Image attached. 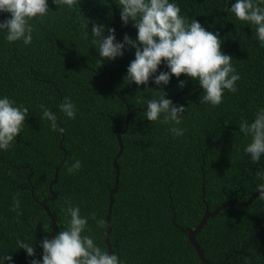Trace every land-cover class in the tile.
Listing matches in <instances>:
<instances>
[{"label":"trees","instance_id":"1","mask_svg":"<svg viewBox=\"0 0 264 264\" xmlns=\"http://www.w3.org/2000/svg\"><path fill=\"white\" fill-rule=\"evenodd\" d=\"M169 2L189 21L196 19L207 31L219 33L221 50L233 58L241 77L238 90H225L219 106L202 103L203 89L185 75L172 76L162 86L155 85L154 78L147 86L125 80L135 59V49L128 46L123 57L97 64L93 23L105 26V36L114 28L118 42L125 34L137 38L132 22L122 23L118 0H78L71 9L48 0V14L29 21L34 31L28 46L22 40L9 43L0 31V98L7 96L29 109L12 147L0 149V264H31L32 259L42 264L40 244L49 238L51 227L38 202L49 197L48 186L60 164L51 188L55 198L46 201L56 218V235L68 226L70 217L61 206L71 200L88 218L82 235L107 251L104 216L119 149L116 132L124 128L127 106L134 111L120 137L118 188L108 236L111 255L122 264H202L183 230L195 228L206 207L212 211L233 198L245 202L264 183L256 176L264 169V155L252 163L244 152L250 138L239 130L242 119L252 122L264 108V47L252 26L227 10L236 0ZM8 18L9 13H0V22ZM161 71H168L164 63L156 75ZM182 80L187 81L183 90L178 87ZM161 89L166 99L186 108L179 125L146 119L147 102L158 98ZM66 97L76 106L75 119L60 111ZM41 104L55 114L64 132L51 129ZM172 127L185 129L184 134L174 136ZM77 160L81 167L70 174L68 168ZM17 192L19 216L11 210ZM259 195L246 207L231 205L219 211L195 236L210 263L264 264V199ZM17 239L31 243L35 257L19 249ZM5 255L12 261H3Z\"/></svg>","mask_w":264,"mask_h":264},{"label":"clouds","instance_id":"2","mask_svg":"<svg viewBox=\"0 0 264 264\" xmlns=\"http://www.w3.org/2000/svg\"><path fill=\"white\" fill-rule=\"evenodd\" d=\"M58 8L68 6L74 8L78 0H53ZM264 0H236L229 10L239 21L252 26L260 45L264 47ZM120 18L124 25L132 22L137 30L136 40L127 34L123 42H118L115 29L108 28V35L104 33V25L93 23L91 27L92 43L98 46L100 59L97 64L101 66L104 61H112L123 57L126 46L135 49V59L127 68L125 80L137 86H147L150 78L157 86L167 85L172 76L179 78L185 75L197 81L203 89L200 97L202 103L213 107L223 103L225 90L236 93V82L241 79L236 68L232 65V57L221 50L222 39L219 33L207 31L196 19H189L181 15V8L169 0H118ZM48 0H0V13H9L10 18L0 22V31L6 33L9 43L22 40L25 46L33 41V26L29 21L48 14ZM89 21L86 19L84 28L87 29ZM89 36L85 31V38ZM164 63L168 71H161L156 75L161 64ZM187 81L179 82L178 87L183 90ZM147 102L145 117L150 122L160 121L179 125L182 114L186 111L183 105H175L172 100L166 99L167 93ZM43 118L51 122L53 131L64 132L58 128L57 117L43 104ZM60 111L68 118L75 119L76 106L65 98L59 106ZM29 109L23 105L16 106L15 101L5 96L0 98V149L8 150L13 141L19 136L28 115ZM161 116L163 119L161 120ZM239 130L249 143L244 152L250 156L252 163H259L264 155V108L258 109L252 122L242 119ZM171 133L182 136L185 129L172 127ZM118 132V131H117ZM122 145V144H121ZM119 150V149H118ZM122 151V149H121ZM81 167L80 161H75L68 172L71 174ZM119 169V168H118ZM256 176L264 181V169L257 171ZM112 189V188H111ZM110 189V190H111ZM259 198L264 199V183L257 185ZM19 192L13 196L11 210L21 215ZM70 219L67 228L59 231L53 238L45 237L40 246L43 249L42 264H122L118 256L109 255L94 243L89 235H82L87 229L88 218L80 215V208L73 206L71 200H66L61 206ZM95 219V214H92ZM104 221H98L103 226ZM17 247L26 250L29 257H35V248L31 243L17 239ZM11 255L2 257L3 261H12ZM31 264H41V260L32 259Z\"/></svg>","mask_w":264,"mask_h":264},{"label":"water","instance_id":"3","mask_svg":"<svg viewBox=\"0 0 264 264\" xmlns=\"http://www.w3.org/2000/svg\"><path fill=\"white\" fill-rule=\"evenodd\" d=\"M147 109V108H146ZM134 110L129 108L127 106V116H126V119H125V123H124V128L122 130H119L118 132H116V139H117V142H118V147H119V150H118V153L116 154V156L114 157L113 159V162H112V166H113V169H114V172H115V175H114V182H113V187L111 190H109L108 192V207H107V212L104 216V220H105V224H106V229L103 233V236H102V239H103V242L107 248V252L109 255H111V245L109 243V240H108V236L110 234V231H111V227H110V223H109V218H110V214H111V210H112V205H113V196L114 194L117 192V188H118V177H119V169H118V166H117V158L119 157L120 155V152H121V149H122V145H121V141H120V137L121 135H123L127 129V124H128V121H129V118H130V115L132 114ZM63 160H65V158H63ZM61 165V164H60ZM59 165V167H60ZM58 167V168H59ZM58 168L55 169V174H54V177H53V180L49 183V186H48V190H49V197L45 198L43 201L41 202H38V204L41 206V208L44 210V212L46 213V215L49 217L50 219V227H51V232L49 234V239H53L56 235V232H57V228H56V218L54 215H52L49 211V209L47 208L46 206V201H52L54 200L55 198V194L54 192L52 191V186L55 184L56 182V179H57V174L56 172L58 171ZM259 191L258 189L248 198L247 201L245 202H241V201H238L236 198H233L231 200H228L227 202H225L224 204L216 207L214 210L212 211H208L207 210V207L205 209V212L199 222V224L195 227V228H192V229H185L183 230L186 234H187V241H188V244L190 246H192L193 250L195 251L199 261L202 263V264H212L210 263L205 257H204V254L203 252L201 251L199 245L197 244V242L195 241V236L199 233V231L203 228V226L205 225L206 221L209 219V218H212L214 217L219 211L223 210L224 208L226 207H229L231 205H235V206H238V207H246L248 206L252 200H254L257 195H259Z\"/></svg>","mask_w":264,"mask_h":264}]
</instances>
